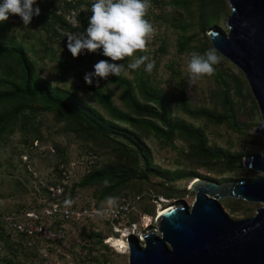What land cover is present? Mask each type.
Here are the masks:
<instances>
[{
  "label": "rangeland",
  "instance_id": "obj_1",
  "mask_svg": "<svg viewBox=\"0 0 264 264\" xmlns=\"http://www.w3.org/2000/svg\"><path fill=\"white\" fill-rule=\"evenodd\" d=\"M161 1L155 20L156 35L153 42L147 45V51L137 52L130 59L115 62L125 66L126 71L121 77L139 102L150 104L157 110L163 108L169 120L184 122L203 139L204 147L238 155L239 167L225 169L213 159L197 157L194 154L195 143L179 131H174L167 140L114 118L95 99L90 88L100 91L118 110L131 115L120 100L123 85L111 75L107 80H99L98 84L96 78H93L92 84H86L84 80L85 74L93 71L97 61H112L99 53L100 50L95 53L84 52L81 57L73 58L65 42L60 43L58 36L54 38L55 33L46 21L28 25V30L23 27V22H19L10 31L0 28V40L21 46L35 75L47 81L50 86L74 96L103 118H111L115 124L132 132L131 139L133 137V140L139 142L135 149L131 139L126 137L127 134L90 135L89 131L83 132L79 128V121L75 117L65 115L64 118L57 108L45 110L38 101H23L14 118L12 114L6 115L0 123V215L20 209L29 201L28 163L43 172L56 161L65 162L76 158H90V171L114 169L119 165L133 166L135 161L140 166L138 168L146 169L148 174L145 178H128L122 188L129 193L139 190L137 193L143 195L148 203H152L149 196L159 195L163 191L159 186V182L166 181L163 177L179 175L177 179L167 181L177 191L172 192L159 207L178 199L190 204L194 194L189 190L188 182L193 177L222 182L253 179L261 175L242 164V158L246 155L264 154V138L253 131L261 126V119L242 72L217 52L221 62L214 66V75L205 76L193 84L187 82L185 68L191 52L203 53L212 48L207 36L209 28L216 27L223 34L227 32L225 20L230 12L227 0ZM209 14L215 16L214 22L208 23ZM141 55H147L155 61L151 73L144 71V65L137 70L127 69L130 60ZM14 72L15 67L10 60H0V88L10 84ZM144 92H153L158 103L149 100ZM12 103H1L0 109L6 111ZM184 106L192 111L203 108L214 114V117L220 114H224V117L217 120L201 114H190ZM149 119L160 126L158 120L153 117ZM140 147L145 149V153L139 152ZM145 160L148 168L143 164ZM80 179L68 183L66 198L104 199L113 196L118 188L111 179L108 180V186L99 181L81 185ZM102 186L106 188L107 195L100 198ZM218 202L231 220L250 217L257 207L263 205L229 197L219 199ZM153 204L155 209L156 203ZM76 233L77 227L68 239L69 248L63 254L50 252L46 257H41L38 247L26 244L23 238L17 241L5 240L0 245V264H127V254L120 249L122 243L119 241L110 239L112 244L115 242L120 246V253H114L105 248L92 233H83L80 239V233Z\"/></svg>",
  "mask_w": 264,
  "mask_h": 264
},
{
  "label": "water",
  "instance_id": "obj_2",
  "mask_svg": "<svg viewBox=\"0 0 264 264\" xmlns=\"http://www.w3.org/2000/svg\"><path fill=\"white\" fill-rule=\"evenodd\" d=\"M227 2L226 34L211 27L207 36L244 75L261 119L253 131L264 138V0ZM242 164L261 175L222 182L193 178L190 204L168 203L140 234L141 242L127 237V264H264V154L246 155ZM228 197L263 205L250 217L231 220L218 202Z\"/></svg>",
  "mask_w": 264,
  "mask_h": 264
},
{
  "label": "trees",
  "instance_id": "obj_3",
  "mask_svg": "<svg viewBox=\"0 0 264 264\" xmlns=\"http://www.w3.org/2000/svg\"><path fill=\"white\" fill-rule=\"evenodd\" d=\"M161 2V0H152L151 5H156L158 8H160ZM83 4L84 7L79 16L82 31H84L88 25V19L84 18L82 15L84 13H87L89 17L91 15V5H88L86 1H84ZM155 16L157 18V15ZM214 18L215 16L213 14H209L207 16L208 23L214 22ZM41 21H46L48 23L47 26L51 28L53 33H55L54 38L58 36L61 39L59 42H65L66 44L67 35L62 32L65 25L60 17L55 16L53 13L49 15L41 14L38 17H33L29 26L33 23L35 25L39 24ZM19 22H22L21 18L18 23ZM17 24L12 27L7 23L0 22V28L10 31L13 30V28H16ZM23 27L28 30L26 26ZM6 43V41L0 40V60H10L12 62V66L15 67V72L12 75L10 84H6L5 88L3 89L0 88V104L8 101H13V103L6 111H4L3 108L0 109V123L3 120V117L6 115L9 116V114H12L11 116L14 118L23 101H38L45 110L57 108L62 117L66 118L65 115L75 117V119L79 121V128L83 132L84 130L89 131L90 135L101 133L102 135L114 134L115 136H126L127 134L126 137L131 139L130 135L133 136V134L128 129L118 126L111 118H103L91 107L85 105L74 96L62 89H59L58 87L50 86L47 81L35 75L32 64L25 55L22 47L19 45ZM99 53H101V51H99ZM83 54L84 53H82V55ZM116 78L118 83L123 85V89L120 93V100L123 103V106L130 110L131 115L125 111L118 110L116 106L111 104V100L104 94H101L100 91L90 88L92 93L95 95V99L101 103L114 118L125 121L136 128H143L144 130L153 133L155 136L161 137L162 139L168 140L171 138L174 131H179L180 134L190 138L195 143L196 146L194 148V154L197 157L203 159H213L225 169L232 170L233 168L239 167L238 155L230 154L218 148L208 149L204 147L203 139L194 129L186 125L184 122L169 120L166 117L163 108L157 110L150 104L139 102L133 96L132 90L128 83L121 76ZM144 93L147 94L149 100L158 103L157 98L153 95V92ZM184 108L190 114H201L211 119L215 118L220 120L224 117V114L215 115L214 117V114L204 110L203 108L195 109L193 111L188 107L184 106ZM152 117L159 121L160 126L149 119ZM131 141L132 144H134V148L137 149L139 141L133 140V137ZM139 152L143 154L145 153V149L140 147ZM143 164H145L144 166L146 167L148 166V162L146 160L143 162ZM138 167H140L139 164L137 162L135 163L134 161L133 166L119 165L114 169L100 168L91 171L89 169L90 172L88 171L84 176H82L79 183L81 185H88L95 181L104 183V181L111 179L114 180L113 185L118 186V188L114 191L113 196L126 195L129 192L125 191L122 188V185L123 183L127 182L128 178H145L148 174L146 169ZM178 177L179 175L163 177V179L166 181L159 182L160 188L163 189L159 195H162L164 198H169L172 195V192L177 191L171 184H168L167 181H173ZM190 180H192V178ZM135 191L136 192H131L130 194H138L137 192L139 190ZM106 195V188L102 186L99 197L101 198ZM157 195L158 193L153 196L156 197ZM151 197L149 196L148 198L151 199ZM137 206L140 207L141 211L145 213L151 214L154 212V204L145 201L143 195H140ZM157 211L158 209H156L155 212ZM92 236L100 237L99 233L92 234ZM117 241H119V239H117Z\"/></svg>",
  "mask_w": 264,
  "mask_h": 264
},
{
  "label": "built area",
  "instance_id": "obj_4",
  "mask_svg": "<svg viewBox=\"0 0 264 264\" xmlns=\"http://www.w3.org/2000/svg\"><path fill=\"white\" fill-rule=\"evenodd\" d=\"M84 1L88 5L93 2V0H36L34 6L40 8L39 15L53 13L60 17L65 25L64 30L60 31L68 36L72 33L82 32L79 16L84 7ZM158 14L159 8L152 5L146 16V19L150 20L155 28V15ZM82 16L86 19L89 18L87 13ZM19 20L18 15H10L8 20L2 23L13 27ZM77 22H79L78 26ZM154 37L147 45L153 42ZM23 157L22 161L25 160L24 155ZM91 166L92 160L88 157L65 162L56 161L43 172L36 170L28 163L26 165V170L29 172L27 194L30 199L20 209L0 215V245L5 240L17 241L19 238H23L26 240V244H35L38 247L41 257H46L50 252L63 254L69 248L67 242L76 227V234L80 233L78 239L83 233H99L100 243L114 253L120 252L110 241L111 238L121 240V249L125 254H127V237L129 235L136 236L141 242L140 234L154 225L155 211L166 199L162 195L151 197L152 203H156V208L151 214L141 211L137 206L140 199L139 193L113 196L119 201V208L115 214L96 215L102 209V205L106 209V198L72 199L74 201L72 206L65 209L63 202L66 199V186L71 180L84 176Z\"/></svg>",
  "mask_w": 264,
  "mask_h": 264
},
{
  "label": "clouds",
  "instance_id": "obj_5",
  "mask_svg": "<svg viewBox=\"0 0 264 264\" xmlns=\"http://www.w3.org/2000/svg\"><path fill=\"white\" fill-rule=\"evenodd\" d=\"M36 0H2L0 2V22L8 20L10 15H18L24 26H28L34 16H39L40 8L34 6ZM151 0H93L90 8L91 15L84 31L72 33L67 36V50L73 58H77L84 52L95 53L98 50L109 60L101 59L93 65V71L86 73V84L96 83L99 80H107L108 77L121 76L125 66L117 61L130 59L137 52H146L147 44L156 35V29L150 20L146 19L151 8ZM235 9L233 8V12ZM79 22H77L78 26ZM221 62L215 48H210L203 53L193 51L186 63L187 82L195 83L205 76L211 77L216 69L215 65ZM144 65V71L151 73L155 67V61L147 55H141L127 64L128 70H137ZM108 181L104 185L108 186ZM74 201L66 198L63 202L67 210ZM119 208L118 198L109 196L106 198V209L96 213L97 216L115 214Z\"/></svg>",
  "mask_w": 264,
  "mask_h": 264
},
{
  "label": "bare ground",
  "instance_id": "obj_6",
  "mask_svg": "<svg viewBox=\"0 0 264 264\" xmlns=\"http://www.w3.org/2000/svg\"><path fill=\"white\" fill-rule=\"evenodd\" d=\"M194 178H196V177H194ZM190 181H191V180H190ZM175 202H176V201H175ZM167 205H168V204H165L164 206H167ZM164 206H162L161 208L159 207L160 209H159L156 213H159L160 210H161ZM119 242L122 243L121 240H119ZM113 245H115L118 249L120 248V246H119L117 243H115V242H113ZM120 249H121V248H120Z\"/></svg>",
  "mask_w": 264,
  "mask_h": 264
}]
</instances>
